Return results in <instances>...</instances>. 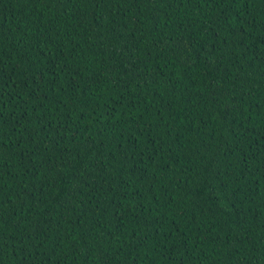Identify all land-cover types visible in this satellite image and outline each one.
Masks as SVG:
<instances>
[{
	"label": "trees",
	"instance_id": "1",
	"mask_svg": "<svg viewBox=\"0 0 264 264\" xmlns=\"http://www.w3.org/2000/svg\"><path fill=\"white\" fill-rule=\"evenodd\" d=\"M0 264H264V0H0Z\"/></svg>",
	"mask_w": 264,
	"mask_h": 264
}]
</instances>
